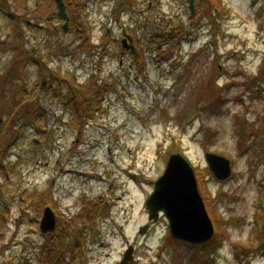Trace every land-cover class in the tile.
<instances>
[{
	"label": "rangeland",
	"instance_id": "1",
	"mask_svg": "<svg viewBox=\"0 0 264 264\" xmlns=\"http://www.w3.org/2000/svg\"><path fill=\"white\" fill-rule=\"evenodd\" d=\"M76 1L82 32L48 48L33 26L54 1L0 0V264H41L54 238L40 229L46 207L64 223L99 200L86 264H120L130 246L128 264H264V0H219V12L215 0H194L193 12L188 0ZM7 14L23 41L9 38ZM77 77L98 91L90 118H74L68 86L57 90ZM172 153L196 171L216 221L205 243L174 239L163 215L149 220ZM207 153L230 161V178L214 175Z\"/></svg>",
	"mask_w": 264,
	"mask_h": 264
},
{
	"label": "water",
	"instance_id": "2",
	"mask_svg": "<svg viewBox=\"0 0 264 264\" xmlns=\"http://www.w3.org/2000/svg\"><path fill=\"white\" fill-rule=\"evenodd\" d=\"M57 16L65 20L67 14L64 0H55ZM191 12L194 11V0H188ZM123 47L135 52L130 36L124 34ZM2 119L0 118V124ZM35 143H38L35 140ZM209 169L218 179H228L231 176L230 161L213 153L206 154ZM149 220H156L161 214L165 216L169 231L174 239L191 244L205 243L212 239L215 228L206 209L203 197L198 188L196 174L190 163L179 153H172L167 162L163 175L155 182L154 190L146 201ZM56 227L55 212L46 207L40 221V229L46 234L53 232ZM147 226L141 228L143 235ZM133 247L125 252L120 264H128L133 259Z\"/></svg>",
	"mask_w": 264,
	"mask_h": 264
},
{
	"label": "trees",
	"instance_id": "3",
	"mask_svg": "<svg viewBox=\"0 0 264 264\" xmlns=\"http://www.w3.org/2000/svg\"><path fill=\"white\" fill-rule=\"evenodd\" d=\"M220 1L215 0V5H216V10L219 12L220 11ZM81 4V3H80ZM71 9L72 13L70 15V19L72 22V25L74 28L78 25L77 21H74L72 16H74L77 13L78 8V1L76 0H71ZM82 6V5H81ZM15 21V20H13ZM18 21L13 22L14 27H17ZM73 31L76 32L75 29ZM89 40V39H88ZM88 44L87 46H89ZM60 87L58 86L57 90H62L64 86H68V100L67 102L71 105V114L74 118L77 119V117L81 116H86L87 118H90V104L91 102L98 98V91L94 89V87H82L77 85L72 79H61L60 80ZM85 103V104H84ZM85 114V115H84ZM86 118V119H87ZM39 118L37 117L32 121L34 123L36 120ZM17 136H13L15 139ZM18 138V137H17ZM200 181L201 177L199 176ZM198 184L199 179L197 177ZM200 189V188H199ZM264 189V188H263ZM203 196V195H202ZM262 213L259 216V222H260V227L257 232V236L260 237V235L264 234V228H263V220H264V190L262 194ZM205 205L206 208L211 215V209L208 206L207 201L205 200ZM85 208L79 213V216L75 217L73 220H66L64 223H58L57 229L53 233V240L49 242L47 247H43L41 249L42 254L44 253V258L42 261V264H86V261L83 259L84 256V251H83V244H81L82 240V235L84 233V229L86 228H92L94 225V221L97 219V216L103 215L105 212V205H104V200H99L97 202H92V203H83L82 204ZM81 217V218H80ZM65 219V218H64ZM82 219V220H81ZM214 223L216 222L215 219L213 218ZM76 221V222H75ZM82 222V229H80L77 232H73L72 229L76 228V223ZM98 221H96L97 223ZM60 228H63V232H60ZM70 239V245L69 249L67 246L63 245V242H65V239ZM50 239V238H49ZM245 252V250H242ZM69 254V256L64 255V253ZM80 262L78 263V261Z\"/></svg>",
	"mask_w": 264,
	"mask_h": 264
},
{
	"label": "flooded vegetation",
	"instance_id": "4",
	"mask_svg": "<svg viewBox=\"0 0 264 264\" xmlns=\"http://www.w3.org/2000/svg\"><path fill=\"white\" fill-rule=\"evenodd\" d=\"M54 1V3H55V5H56V7H57V4H56V2H55V0H53ZM64 2H65V5H66V8H65V10H66V14H67V28H65L64 29V23H65V20L64 19H61V18H59L58 16H57V11L56 12H54V15H51V16H49V18H47L46 20H43V21H41L40 19H41V17H39V18H37V21H38V25L36 26V25H34L33 27L35 28V27H37L38 28V30L40 31V32H44V33H47V35H43V38H42V40H41V42H43V45H45L46 47H51L52 45H51V43H54V42H52V39L56 36V35H59V34H70L71 32H73L72 30L73 29H75L76 30V32L75 33H80V32H82V30H81V22L80 21H78V25L74 28V26L72 25V22H71V17H70V15H71V0H64ZM37 4V3H36ZM7 17L9 16L10 17V19H11V21L12 20H14L15 18H16V16H14V15H12V14H7L6 15ZM8 17V18H9ZM55 17H57L58 19H59V25H57V24H55V23H52V26H51V21H50V18H54L55 19ZM24 28L26 29V27H24V26H22V25H20V29L18 28V27H16L15 29L17 30V33L15 32V34L16 35H14V34H11L10 33V37L9 38H11L12 40H14V41H16V43H18L19 41L21 42V41H23L22 40V37H21V34H22V30H24ZM21 33V34H20ZM123 33L125 34L126 32L125 31H123ZM88 38H86L85 39V41L87 40ZM4 43H6V42H4ZM123 45V44H122ZM33 51H35L36 52V50L33 48L32 49ZM132 54H134V53H132ZM137 54V53H136ZM135 55V54H134ZM137 55H135L134 57L137 59V57H136ZM138 60V59H137ZM139 61V60H138ZM44 63H45V61H44ZM77 85L79 84V85H81L80 83H81V81L78 79V77L77 78H71ZM44 84H45V81L43 82V84H42V86H44ZM42 88V87H41ZM63 104L64 105H66V106H68L69 107V109L71 108V105L69 104V103H67L66 101H64L63 102ZM58 220V219H57ZM57 223H58V221H57ZM53 234V233H52ZM52 234H44L45 236H47V235H52ZM41 264H42V261H41Z\"/></svg>",
	"mask_w": 264,
	"mask_h": 264
}]
</instances>
